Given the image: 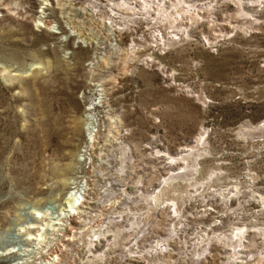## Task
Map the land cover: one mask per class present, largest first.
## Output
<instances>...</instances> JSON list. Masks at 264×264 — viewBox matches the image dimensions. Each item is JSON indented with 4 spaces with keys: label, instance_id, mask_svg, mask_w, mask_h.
I'll use <instances>...</instances> for the list:
<instances>
[{
    "label": "rangeland",
    "instance_id": "1",
    "mask_svg": "<svg viewBox=\"0 0 264 264\" xmlns=\"http://www.w3.org/2000/svg\"><path fill=\"white\" fill-rule=\"evenodd\" d=\"M4 2H8L10 6L3 3L4 8L0 9V69H6V76L9 77V73L12 74L19 68L26 69L28 63L35 59L42 60L47 68L11 82L0 75V233L3 232L0 254L7 246L20 250L23 255L33 253V247L22 233H18V227L32 222L31 209L38 202L40 204L41 198L44 200L41 203L43 209L49 207L48 216L46 215L48 218L60 212L59 200L55 196H62L67 190L59 180L67 175L81 181L77 189L82 203H86L84 206L88 211L93 210L88 215L83 214L92 223L89 224L92 228L88 229V226L86 232L93 235L94 230L102 229V224L108 221L106 215L125 207L121 205L122 197L119 198L118 192L121 188L118 180L113 181L117 192L115 195L113 186L110 202L106 200L107 197L104 202L97 200L98 191L99 194L105 193L102 179L109 174L114 177L119 170L122 151L118 147L120 143L126 141L136 144L132 146L134 157L131 161L133 170L130 180L136 174L142 175L145 187L152 188L151 184L158 183L155 175L151 173L152 163H149V159L157 161L150 154L149 143L154 140L153 137L159 136L161 140L160 143L157 142L158 149L168 147L174 152L191 143V139L203 126L208 131L210 153L201 161L203 170L196 176L206 178L208 168L222 167L220 178L205 179L207 181L203 187L208 191L209 181L219 188H225L231 182H241V186L246 188L250 172H254L257 176L256 190L253 191L255 197H250L248 193L243 197L248 200L243 204L244 219L250 220V213L258 210L254 206L257 196L264 195V136H261L264 134H260L255 128L258 123H264V8H259L257 16L254 9L244 6L246 13L253 14L250 18L259 19L256 20L257 25L247 33L238 29L233 32L232 21L222 20L227 19L228 14L234 13L235 5L230 0H216L218 8L213 15L215 19H207L205 16L197 20L199 22L196 24L190 21V32L188 36L185 35V39L179 38L174 44L156 47L152 41H148L150 38H146L136 57L128 60V72L120 70L124 74H119L113 91L107 95V99H103L99 94L101 92L97 91L99 87L93 85V69L88 68L93 52L89 47L79 49L78 43H73V37L76 36L69 31L57 0H15L16 6L13 5V0ZM198 2L203 3L205 0ZM6 7L14 8L10 10ZM41 15L45 26L40 27L35 24V19ZM221 21L226 24L221 26ZM149 26L142 25L143 28ZM205 38H209L210 42ZM110 59L111 63H116L117 53H111ZM123 62L126 64V61ZM99 69L106 70L103 65ZM88 96L89 99L97 98L93 100L98 105L92 114L94 124L91 123L90 126L93 127L88 126L94 131L95 127L101 129V137H98L96 146L89 149L85 159L81 160L82 164L70 168L66 164L76 161L75 154L84 145L86 136L82 124L85 122L84 109ZM117 115L121 116V125L111 121ZM242 122L255 125L249 131L250 134L238 133V126ZM119 126L125 131L120 132ZM109 127L111 132H108ZM86 134L88 138V132ZM114 143L117 145L111 146ZM103 155L108 157L102 159ZM108 158L113 159L112 162L115 160L113 166L117 162L116 169H111L110 173ZM141 166L150 168L145 173L146 171H140ZM156 168L159 169L158 166ZM160 172L164 173V169ZM160 172L157 173L158 177ZM152 178L155 181L148 183ZM185 186L186 183L181 184V188ZM133 192L140 193L138 190ZM117 195L118 201H114ZM166 201L170 203L169 200ZM146 203L141 199L134 203L133 205L138 206L135 212H143L145 209L141 207L146 206ZM194 209L190 208L189 211ZM18 211L20 215L16 214ZM74 216L63 225V233L78 230L80 220L77 219L78 215ZM190 216L193 224L209 226L208 217L204 219V224H199L201 219L198 215L195 218L194 214ZM159 217L160 214L152 225L155 236L157 230L161 229L162 221ZM258 220L264 221V215ZM121 225L124 226L125 223ZM167 227L168 225L165 226ZM190 229V226L187 227L188 231ZM163 230L162 228L160 232L163 233ZM63 233L61 232V237ZM127 237L119 242L131 243L132 235L128 234ZM17 238L23 241L16 242ZM256 238L258 248H263L264 237ZM184 240H192L187 232L182 234V241ZM55 242L52 238L48 242L42 240L43 245L52 243L48 252L59 254L58 264H79L80 261L86 263L81 241L79 246L74 245L68 250L67 247L58 245L61 242ZM175 242L173 245L179 250L181 245ZM124 244L116 245L117 252L110 253L111 261L119 260L122 255L118 259L117 256L121 250L128 251V246ZM212 245L211 256L205 259L206 262L198 264H221L223 255L218 252L222 249L220 242L215 241ZM48 252L38 255V263L33 261L30 264H45V259L50 257ZM173 256L172 260L181 258L176 253ZM106 261L107 259L99 264ZM0 264L10 262L0 257ZM175 264H179L178 261ZM257 264H264V260Z\"/></svg>",
    "mask_w": 264,
    "mask_h": 264
},
{
    "label": "bare ground",
    "instance_id": "2",
    "mask_svg": "<svg viewBox=\"0 0 264 264\" xmlns=\"http://www.w3.org/2000/svg\"><path fill=\"white\" fill-rule=\"evenodd\" d=\"M198 1L199 0H57V4L60 6L62 16L65 18L69 31L76 36L73 37V43H78L77 48L79 49L89 47L93 52L90 57V64L88 65V68L91 70L93 69V85L99 87L97 91L101 92L99 93L101 98L107 99V95L111 94L114 89L117 79L120 76L119 74L128 72V60H132L136 57L138 50L141 48L142 43L146 41V38H150L148 41H152V44L156 47L174 44L177 39H185L186 36L189 35L190 21L196 24L199 22L197 20L205 16L206 18L211 17L215 19L213 17L215 11L210 10V12L209 7L210 4L216 2V0H205L203 3H199ZM247 1H249V3ZM230 2L235 5L233 9L234 13L228 14L227 19L222 20L232 21L233 32L236 29L246 33L252 30L250 28H254V26L257 25L256 20L259 19H257V17H254V19L250 18L253 14L249 12L246 13L244 6L254 9L258 16L260 9L263 7L264 0H245L244 2L241 0H230ZM3 3L4 5L10 6L8 2L0 0V9L4 8L2 6ZM13 5L16 6L15 0H13ZM258 7H260V9ZM6 8L12 10L14 7ZM37 17L38 18L35 19V24L40 27L42 25L45 26L41 18L43 16ZM260 23H262V21ZM143 24L150 26L143 28ZM219 24L223 26L226 22L221 21ZM127 32L129 34H127ZM66 34L67 36L69 35V33ZM126 37L127 39L125 40ZM205 39L207 42H210L209 38ZM74 51H76V49L73 50V53ZM113 52L117 53L116 63L110 62L111 53ZM119 59H122V61L120 62ZM123 60L126 61V64ZM101 65H103L106 70H100L99 66ZM27 66L26 69L19 68L14 73H9V77L6 76V69H0V75L5 78L6 81L11 82L23 76H29L35 71H43L42 69L47 68V64L39 59L30 61ZM120 70H123V72ZM95 75L97 76L95 77ZM93 99L97 98L89 99L88 96V101L84 109V113H86V117L84 118L85 122L82 124L84 136H86L84 137V145L76 152V161L74 160L75 162L72 164H66L70 168L77 166V164H82L81 160L85 159L84 156L88 154L89 149L94 147L96 142L98 143V137H101V129L99 130V128L95 127V131L90 130V127H93L90 126V124H94V117H92V114L98 107L96 100ZM111 121L114 124L121 125L122 119L121 116L119 117V115H117L116 117L114 116ZM258 124L256 126L254 125L256 130L260 131V134H264V123H262V125ZM254 126L242 122L238 126V133L242 135L250 134L249 131L254 129ZM111 131L112 129L109 127L108 132ZM121 131L124 132L125 129L123 130L121 127L120 132ZM207 132V128L203 126L202 130L191 139V143L180 147L174 152L168 149V147L158 149L157 142L160 143L161 140L159 136L153 137L154 140L149 143L151 147L150 154L153 155L157 161L153 162V159H149V163H152L151 173L155 175V179L158 183L151 184L150 186H152V188L145 187L142 181L144 180L142 175L136 174L132 176L133 178L130 180L131 171L133 170L131 161L134 157L132 154V146L136 144L132 145L126 141L120 143L121 145L119 144L118 147L122 151H120L119 170L114 174V177L109 174L107 175L108 177L102 179L105 185V193L99 194L98 191L97 200L103 202L112 200L110 197L113 192L115 191V195L117 192L113 181L118 180L121 188L118 192L119 198L122 197L121 205L123 207L125 205V207L120 208L119 211H111L109 216L105 214L108 221L102 224V229H98V231L94 230V232H92L93 235H89V232H86V228L92 223H90V218L89 221H87L88 218L83 216V214L87 213L88 215V212L91 213L93 210L91 209L88 211V208L85 209L84 206L86 203H82V197L77 189L78 183L81 181H78L75 177L72 178V175L61 177L59 180L63 182L67 190L62 196L61 194L55 196V198L59 200L60 212L48 218L47 212L49 207L43 209L41 203L44 202V200L41 198L40 204L38 202V205L31 209V213L33 214L32 222L22 224L18 227V233H22L25 236V240L33 247V253L31 252L23 255L20 250L17 251L13 247L7 246L4 252H1L0 257H3V260L10 262V264H30L33 261L38 263L37 259L40 258L38 255L43 252H48V248L53 243L43 245L42 240L48 242L52 238L54 242H61V244L59 243L58 245L67 247V250L71 249L74 245L79 246V244L83 243V252L87 260L86 263H82V261L79 260V264H90V262L99 264L105 259H107V261L103 264H171V261L173 264L177 261L179 264L204 263L206 262L204 259L211 256L213 251L212 244L215 241L220 242L219 246L222 248L218 251L223 255L220 260L221 264H257L258 261L264 260V246L259 249L256 238L264 237V221L258 220L261 215H264V195L259 194L257 196V201L259 200L262 206V208L257 211L259 213L258 217L254 214L248 221L244 222L242 219L240 208L233 207V205H237L240 199L247 193L250 197H255L253 191L256 190L257 186L256 174H253L254 172L251 174L250 172L249 179L247 180L249 184H247L248 187L246 188L241 186V182H231L227 187L219 188L209 181L207 183V186H209L208 191L207 188L203 187L204 182L207 181L205 179L219 177L222 167H216V169H212L211 167L208 168L206 178H199L196 176L197 173L200 174L203 170L201 161L210 153L208 149L209 141ZM63 140L65 141V139ZM115 144L116 143L111 146ZM99 152L101 153V151ZM110 155L113 156V154ZM105 157L108 156L103 155L102 159ZM114 157H116V154ZM112 160L113 159L108 158L107 165H109V167L105 165L108 167L109 173L111 169H116L117 162L113 166L112 163L115 162V160L113 162ZM104 162L106 163V161ZM96 164L98 163H94V165ZM157 166L159 169L156 168ZM141 167L140 171H146L145 173H147L149 170L148 168H150V166H144L147 169L143 168V166ZM155 169H158V171ZM162 169H164V173L160 172ZM158 172H160L159 177L157 175ZM161 178L162 181H160ZM154 181V178H152L148 183ZM127 182H129V185ZM182 183H186L185 188H181ZM113 186L114 191L111 192ZM212 187L215 188L212 189ZM137 190L140 191V193L133 192ZM165 195H167L166 199L164 198ZM106 197L107 199L104 200ZM116 197H118V195L115 196L114 201L118 199ZM139 199L147 203L146 206L144 205L141 207V209H145L143 212H141V210L140 213H136L135 211L138 209V206L133 204ZM83 200L85 201L84 198ZM166 200H169L170 203H166ZM188 205L190 207H188ZM190 208L196 209L190 212ZM126 209L130 211L126 212ZM16 214L20 215V212L18 211ZM74 214L78 215L77 219L80 220L81 225L78 226V230L73 233H63V225L69 221ZM159 214V218H161L162 221L161 229L157 230L158 233H156L157 236H155L153 235L152 225L156 222ZM190 214H194V218L197 215L199 216V219L202 221H199V224H204V219L208 217L210 221L209 226L203 227L196 223L193 224L190 219ZM43 216L46 217L43 218ZM125 216L127 217L126 220ZM236 220L239 221L236 222ZM122 223H125V225L122 226ZM166 225H168L167 228H165ZM189 226L191 228L190 231L187 230ZM90 227L91 226H89L88 229ZM162 228L164 229L163 233L160 232ZM219 229H223V231L219 232ZM165 230H167L166 233ZM61 232L63 233L62 237ZM186 232L189 234V238L192 239L191 242L187 240L182 241V234ZM128 234L132 235L133 241L125 244L123 242L120 243V240H126L128 238ZM1 236H3V232L0 233V240L3 239ZM153 238H155V240L157 239V241L155 242ZM175 238L177 239L176 242ZM19 240L23 241V239L17 238L16 242H19ZM66 241H68V243H65ZM72 241L74 242L71 243ZM173 242L181 245L179 250H176ZM121 244L128 246L129 252H126V249L125 251L121 250L120 253L118 252L119 254L117 256L118 259L122 255L119 260L117 262L115 260L111 261L110 259L112 257L110 253L115 254L117 252L116 245L121 246ZM125 252L126 254H124ZM49 253L50 252H48V255H50V257L45 259V264H58L60 262L59 254ZM175 253L178 256L181 255V258L176 257V259L172 260Z\"/></svg>",
    "mask_w": 264,
    "mask_h": 264
},
{
    "label": "built area",
    "instance_id": "3",
    "mask_svg": "<svg viewBox=\"0 0 264 264\" xmlns=\"http://www.w3.org/2000/svg\"><path fill=\"white\" fill-rule=\"evenodd\" d=\"M216 8H218V5H217V3L216 2H212L211 4H210V7H209V11L211 10V11H215V9ZM258 8H260V7H258ZM262 8H264V7H262ZM62 14V13H61ZM65 19V18H64ZM74 35V34H73ZM242 201V202H241ZM248 202V200H244L243 198H241L240 199V202L236 205V206H234L233 205V207H235V208H240V213L242 214V219L244 220V222L246 221L245 219H244V213L242 212V210L244 209L243 208V204L245 203H247ZM254 206H257L258 207V210H260L261 208H262V206H261V203L259 202V201H257V202H255V204H254ZM259 206H261V207H259ZM258 210H254L252 213H250L251 215H256L257 217H258ZM262 214V213H261ZM241 219V220H242ZM239 221V220H238ZM237 220H236V222H238ZM241 223V222H240ZM205 260V259H204Z\"/></svg>",
    "mask_w": 264,
    "mask_h": 264
}]
</instances>
